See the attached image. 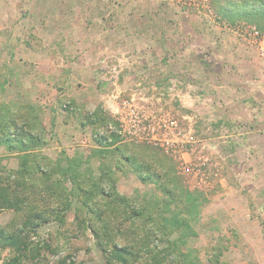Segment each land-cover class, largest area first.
<instances>
[{
    "label": "rangeland",
    "instance_id": "rangeland-1",
    "mask_svg": "<svg viewBox=\"0 0 264 264\" xmlns=\"http://www.w3.org/2000/svg\"><path fill=\"white\" fill-rule=\"evenodd\" d=\"M215 1L0 0V116L43 141L24 175L22 153L0 146L1 185L24 199L0 228L48 217L20 264H121L114 249L126 264H264V61L250 35L264 23H229ZM125 102L175 123L159 135L180 153L104 142ZM14 256L0 248V264Z\"/></svg>",
    "mask_w": 264,
    "mask_h": 264
},
{
    "label": "trees",
    "instance_id": "trees-1",
    "mask_svg": "<svg viewBox=\"0 0 264 264\" xmlns=\"http://www.w3.org/2000/svg\"><path fill=\"white\" fill-rule=\"evenodd\" d=\"M215 2L217 3L220 18L227 20L229 23L233 24L240 20L248 24L264 23V0H216ZM6 114L5 116H0V146H4L9 152L22 153L21 159L24 160L20 173L24 175L26 171H30L28 162L26 163L29 157L27 152L32 147L42 146L43 141L31 133L16 129V122L10 117L9 112ZM99 141L102 142V140ZM73 178L71 175L70 179ZM142 178L141 180L144 181ZM1 184L2 181L0 180V211L6 208L15 209L17 212L20 211L22 208L21 202H24V199L11 193L12 190L7 192V188ZM47 218H44L39 212H34L26 215V220L19 231L9 232L0 228V248H9L15 254L10 264H20L21 258L27 257L28 238L26 233H34L40 223L46 222ZM54 220L63 225L65 223V215L57 214ZM123 253H126V250L114 249L109 251L111 258L121 264H126Z\"/></svg>",
    "mask_w": 264,
    "mask_h": 264
},
{
    "label": "built area",
    "instance_id": "built-area-1",
    "mask_svg": "<svg viewBox=\"0 0 264 264\" xmlns=\"http://www.w3.org/2000/svg\"><path fill=\"white\" fill-rule=\"evenodd\" d=\"M251 37L254 40L255 47L257 49V52L260 56V58L264 61V32L259 31H252L250 34ZM132 101V99H131ZM125 104L128 105L129 113L126 115V120H119L118 128H115L111 125L108 126V131L105 135L102 133L98 134V138H102L101 135H103L104 142L111 141L110 135L112 132H115L118 135H121V137H128L131 140L137 141V142H148L152 144H160L164 147H166L167 150L173 151V153H177L180 151L179 145H171V147L168 145L170 141L166 139H161L159 132L168 131L172 129V125L176 127L175 123H169L166 121L161 122H155L154 120H151L146 115H140L137 111L133 109V105L131 106L127 102ZM172 127V128H171ZM168 146H166V145ZM180 153V152H179Z\"/></svg>",
    "mask_w": 264,
    "mask_h": 264
}]
</instances>
